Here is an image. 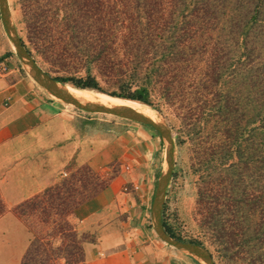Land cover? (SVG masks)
<instances>
[{
	"label": "trees",
	"instance_id": "1",
	"mask_svg": "<svg viewBox=\"0 0 264 264\" xmlns=\"http://www.w3.org/2000/svg\"><path fill=\"white\" fill-rule=\"evenodd\" d=\"M22 6L28 31L48 55L85 59L84 76L57 81L103 92L104 77L116 87L110 95L146 104L156 87L192 133L197 127L202 155L218 161L198 187V210L229 259L264 264V0H22ZM83 171L81 183L53 184L12 208L30 235L20 264H63L78 245L69 217L107 183ZM5 210L0 196V215ZM161 222L171 237L203 246L175 233L164 210Z\"/></svg>",
	"mask_w": 264,
	"mask_h": 264
},
{
	"label": "crops",
	"instance_id": "2",
	"mask_svg": "<svg viewBox=\"0 0 264 264\" xmlns=\"http://www.w3.org/2000/svg\"><path fill=\"white\" fill-rule=\"evenodd\" d=\"M80 110L26 72L0 67V196L6 207L0 233H8V239L0 236V264H19L28 243L27 229L12 213L15 205L60 179L67 189L81 183L88 176L84 168L105 173L115 164L117 173L106 176L100 193L71 217L80 242L63 264H200L152 227L159 160L154 133L133 121L100 124ZM15 233L19 240L10 249ZM8 249L12 262L6 261Z\"/></svg>",
	"mask_w": 264,
	"mask_h": 264
},
{
	"label": "rangeland",
	"instance_id": "3",
	"mask_svg": "<svg viewBox=\"0 0 264 264\" xmlns=\"http://www.w3.org/2000/svg\"><path fill=\"white\" fill-rule=\"evenodd\" d=\"M8 5L20 38L23 40L25 47L30 50L29 53L31 57L42 70L47 72L52 77H64L67 75L84 76L85 73L83 67L86 63L85 59L80 60L79 58L75 57L65 58L64 60L55 59L50 54L48 55L46 52L48 50H46L44 46H41V42L37 41L32 33L30 34L22 15V0H8ZM48 31H46V36L50 35L49 37H51L54 31ZM0 46L3 51L0 55V57H2L0 60L2 63L0 67H15L21 72L25 73L26 71L23 68L18 56L16 55L15 49L7 36L1 16ZM65 83L74 86L72 82ZM99 87H101L103 92L107 94H109L110 91L116 90V87L112 84V82L104 77L99 79ZM154 89L153 96L151 97V104H142H144L146 107L149 106L150 108H147L150 111L152 110V113H155L156 116L162 117L167 122L171 129L174 141V168L166 188L165 202L162 208V210H164V218L173 227L175 233L181 235V237L185 240L199 239L202 242L203 247H205L212 255L215 264H257L258 262L253 263V260L250 259L249 256L238 259L237 261H232L228 257L230 252L222 250L220 251V245L210 234L211 226L208 223V218L205 217L203 212L198 210L197 204L198 187L202 186V180H205L207 176L213 173L212 171L214 170V167L218 166V161L213 160L215 158L212 156L209 157L207 154L202 155L203 144L200 141L201 138H196L199 135L196 132L197 127L192 133V130H190L192 125L188 124V121H184L181 118L180 114H178V110L175 108V105H171L167 99H164L160 92H158V88L155 87ZM80 112L93 117L94 121L104 125L111 124V122L132 123L133 121L108 113L86 112L83 110H80ZM133 122L147 127V129H149L152 133H154L155 137H157L156 151L159 160L157 164V173L155 175V192L165 161L164 139L151 126L137 121ZM160 163H162V165ZM73 166L74 165H70L69 168H73ZM119 169V165L115 164L105 173H94L99 175L100 179L106 180V176L109 177L113 174H116L117 170ZM81 173L83 174L84 172ZM60 180L55 184H59L61 182ZM71 217H69L70 221H72ZM0 236H2L4 239H8L7 230H3L0 233ZM29 238L30 235L28 233V242ZM7 239L5 241H7ZM18 240L19 238L16 237L15 233L13 242L8 247L10 249L16 247ZM222 255H225V257ZM6 261L12 262V255L9 249L6 252Z\"/></svg>",
	"mask_w": 264,
	"mask_h": 264
},
{
	"label": "water",
	"instance_id": "4",
	"mask_svg": "<svg viewBox=\"0 0 264 264\" xmlns=\"http://www.w3.org/2000/svg\"><path fill=\"white\" fill-rule=\"evenodd\" d=\"M0 16L3 21L7 36L10 39L15 49L16 55L18 56L26 73L53 97L86 112L108 113L149 125L163 137L165 161L151 205L152 227L155 230L157 236L162 241L186 254L191 255L200 264H215L212 255L205 247L171 237L163 228L161 222V212L165 202L168 181L174 168V141L171 129L167 122L162 117L142 114L120 106H101L85 102L84 99L77 93L76 90L78 88L65 82L57 81L37 65L22 43V39L17 32L8 5V0H0Z\"/></svg>",
	"mask_w": 264,
	"mask_h": 264
},
{
	"label": "bare ground",
	"instance_id": "5",
	"mask_svg": "<svg viewBox=\"0 0 264 264\" xmlns=\"http://www.w3.org/2000/svg\"><path fill=\"white\" fill-rule=\"evenodd\" d=\"M77 93L84 99L85 102L90 104H96L101 106H120L137 111L142 114L155 115L144 104L131 99H125L117 96H113L102 91L78 88ZM150 108V107H149Z\"/></svg>",
	"mask_w": 264,
	"mask_h": 264
}]
</instances>
